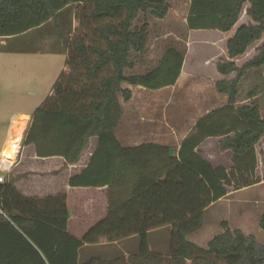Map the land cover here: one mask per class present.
I'll return each instance as SVG.
<instances>
[{
    "label": "trees",
    "instance_id": "16d2710c",
    "mask_svg": "<svg viewBox=\"0 0 264 264\" xmlns=\"http://www.w3.org/2000/svg\"><path fill=\"white\" fill-rule=\"evenodd\" d=\"M71 5L78 7L79 30L68 41V72L59 76L53 94L34 111L23 144L32 145L37 157L60 156L72 164L96 137L86 168L69 177L68 185L106 186L107 214L76 238L67 232L64 192L25 196L4 182L0 264H264V243L226 223L205 248L187 239L201 228L207 207L228 194L227 188L236 191L260 182L255 146L264 138V116L255 101L257 93L249 94V103L236 102L246 72L264 65V42L241 65L235 59L264 34V0H190L188 30L230 32L243 11L250 21L226 40L227 58L215 63L222 76L215 90L227 96V104L195 121L177 155L155 144L122 148L115 136L122 115L119 97L128 101L132 95L122 84L158 90L174 85L181 72L184 53L171 47L154 69L127 74L135 65L132 53L143 51L147 42L148 23L134 28L135 19L141 12L163 19L167 1L0 0V37L19 36L49 21L57 24ZM108 66L109 74L100 78ZM210 138L219 139L220 152H230L229 168L213 166L196 152ZM162 227L170 228L166 257L148 243L149 232ZM259 227L264 231V213ZM133 235L138 238L137 251L128 258L78 260L86 244Z\"/></svg>",
    "mask_w": 264,
    "mask_h": 264
},
{
    "label": "rangeland",
    "instance_id": "374dc122",
    "mask_svg": "<svg viewBox=\"0 0 264 264\" xmlns=\"http://www.w3.org/2000/svg\"><path fill=\"white\" fill-rule=\"evenodd\" d=\"M166 1L168 3V12L163 19H157L150 13L142 12L135 19L134 28H140L143 23H148L147 42L143 51L132 53L131 58L135 66L127 74H144L154 69L158 66L165 52L173 47L184 53V68L187 69L188 74H198L201 79L202 77L210 79L213 73V64L225 58L223 50H225L224 38L226 35L217 30H188L186 18L190 0ZM77 10L78 7L76 5L68 7V10L63 12L57 24L52 21L44 27V30L47 31L43 35H40L41 32L33 31L10 42L9 48L22 51L8 56V58L14 59L11 70V75L14 79L11 82L6 79L7 70L1 62L7 56L0 54V83L4 90V94L0 98V110H3V113H0V135L4 134L13 112H32L35 106H38L37 99L40 97V93L49 87V75L47 72L51 63L58 62L61 64V62L66 60L63 51L57 52L56 56L48 53L47 50L50 49L51 43L49 34H51V31L59 29L62 43L68 42L71 36L79 30V22L76 17ZM249 21L250 19L243 11L232 30ZM69 34L72 35L68 36ZM263 42L264 34L259 41L247 49L244 55L236 59L237 64L241 65L253 57L257 53L256 48ZM214 73H216L215 69ZM76 87L79 88V85H76ZM130 89L134 96V101L138 103V107L141 106L145 117L147 115L150 121L154 119V123L158 125L160 122L170 124L175 121L181 129H189L192 127V122L197 115L208 108L205 106L196 109L193 96L186 92L177 93V100H173L170 106H166L164 103L156 105L155 100L159 97V93L154 90L145 88ZM254 90L257 93L255 101L260 107L261 115L264 116V65L258 69H250L246 72L239 86L238 105L251 102L252 99H249V94ZM176 106H178L180 114L177 117H172L169 114V110ZM27 129L28 126H26L23 134L24 137ZM259 144L257 148L258 154L255 153L256 157L259 155L261 159L260 173L264 178V142ZM199 153L206 157L213 166H231L228 158L230 152H220L217 139H208L200 148ZM260 195H263L264 200V186L237 192L227 200L216 203L203 216L201 228L189 234L187 239L205 248L213 236L223 231L222 223H226L230 229L243 228L246 231V235H253L259 243L263 244L264 231L259 227V220L257 224V219L252 213L249 214L247 219L241 218L239 214V210L243 207V200L253 196L259 197ZM262 210H264V202ZM169 231V227L160 228L148 236L149 248L154 252L161 253L164 257H166L169 247Z\"/></svg>",
    "mask_w": 264,
    "mask_h": 264
},
{
    "label": "crops",
    "instance_id": "0c3cea01",
    "mask_svg": "<svg viewBox=\"0 0 264 264\" xmlns=\"http://www.w3.org/2000/svg\"><path fill=\"white\" fill-rule=\"evenodd\" d=\"M50 22L52 21H49L46 24L32 29L19 36L0 37V54L7 56L6 58L2 57L3 61L1 62L6 67V79L8 81L11 82L14 79V77H12L11 75L14 59L8 58V56H11L16 52H22L15 48H9L8 45L10 44V42H13L14 40H16V38L24 36L33 31L41 32L40 35H43L47 31L44 30V27ZM235 30H231L227 33H222L226 35V37L224 38V44ZM59 31V29H56L54 31H51V34H49L51 43L49 46L50 49H48L47 51L50 55L53 56H56L57 52L63 51L64 55L67 58L68 42L65 41L64 43H62L61 32ZM71 35L72 34H69L68 36ZM223 54L225 55V58H227L225 50H223ZM182 67L183 68H181V72L174 85L154 90L155 92L159 93V97L157 98V100H155L156 105L164 103V105L170 106L173 100H177V93L186 92L187 94L193 96L195 104L194 106H196V109L205 106L208 108H206L203 113H199L197 115V117L192 122L191 128L181 129L179 124L175 123V121L171 122L170 124H163L160 122L159 125L154 123V119H151L152 121H150V119L147 118V115L145 117L144 111L141 106L138 107V103L134 101L135 99L133 94L128 101H124L121 97H119V102L122 107V115L115 130V136L122 148H133L145 144H155L165 146L168 148V151L171 155H177L181 141L192 132L195 121L210 110L227 104V96L219 94L215 90V82L218 79L222 78V76L217 73V71L216 73H214L215 64H213V73L210 79H206L204 77H202L201 79L198 74H196L198 76L194 74L191 75L190 73L188 74L187 69L184 68V60ZM63 72H68L66 60L64 62H61V64L58 62L51 63V66L50 68H48L47 72L49 75V87L47 88V90H44L40 93V97L37 99L38 106L41 105L47 97L53 94V86ZM109 72L110 67H105L99 73V77H104L108 75ZM122 87L129 89L143 88L140 86H131L125 83L122 84ZM3 94V86L0 83V98L3 96ZM236 105H238V101L236 102ZM38 106H35L32 112H13V114H11L9 118V122L6 126L4 134L0 135V159H6V163L3 164L4 166L12 163L9 168L5 172H3L5 182L11 183L18 191H20L25 196L48 197L55 196L60 192H64L66 195V205L68 210L67 232L76 238H81L90 227H92L95 223L106 216L108 210L107 195L109 191L106 186L71 187L68 185V179L73 175L80 174L82 170L86 168L90 157L96 149L98 140L96 137L90 138L89 143L85 150L82 152L79 161L69 164L66 163L65 160L60 156H50L44 158L37 157L32 145L23 144V134L26 130L25 127L21 135L19 150L17 153H13L10 148L18 138L17 136L19 134V128L21 123H23L22 121H24L23 119L25 117L28 118L26 126H28L29 128L32 121V115ZM0 113H3V110H0ZM169 114L172 117H177L180 114V112L178 111V106L171 108L169 110ZM214 139H217V142H219L218 138ZM207 140H205L196 148V152L199 153L200 148ZM262 142H264V138L259 141V143ZM259 143L255 146V152L257 154V148L260 145ZM204 158L207 160L206 157ZM228 158L230 159V153L228 155ZM260 160L261 159L258 155L257 175L260 178V182L236 191H232L231 188H227L228 194L224 198H221L220 200L207 207L204 215L210 208L215 206L216 203L227 200L230 196L235 195V193L237 192H244L257 188L259 186H264V178L260 173ZM223 167L229 168L230 166ZM243 202V207H241V209L239 210L240 217L243 219H247L249 214L252 213V215H255L258 224L260 215L264 213V210L261 211L262 204L264 202L263 195H260L259 197L253 196L251 198L243 200ZM158 229L150 231L149 234L157 231ZM239 229L244 233L246 232L243 228ZM137 246L138 238L135 235L115 241H108L105 238H100L96 243L86 244L82 246L78 251V260L80 262H83L92 257L100 259H110L116 256H124L125 258H128L131 254H134L137 251Z\"/></svg>",
    "mask_w": 264,
    "mask_h": 264
},
{
    "label": "bare ground",
    "instance_id": "6f19581e",
    "mask_svg": "<svg viewBox=\"0 0 264 264\" xmlns=\"http://www.w3.org/2000/svg\"><path fill=\"white\" fill-rule=\"evenodd\" d=\"M24 121H22L23 123H21L20 125V128H19V134H18V138L15 140L16 142L13 144V146L10 148V150L13 152V153H17L18 150H19V143H20V140H21V135H22V132L24 131L25 127H26V123H27V117H25L23 119ZM7 158V157H5ZM3 161V164L6 163V159H2Z\"/></svg>",
    "mask_w": 264,
    "mask_h": 264
},
{
    "label": "built area",
    "instance_id": "2783aa9c",
    "mask_svg": "<svg viewBox=\"0 0 264 264\" xmlns=\"http://www.w3.org/2000/svg\"><path fill=\"white\" fill-rule=\"evenodd\" d=\"M12 164V163H11ZM11 164H9V165H3V161H2V158L0 159V184H2V183H4L5 182V177H4V175H3V172H5L8 168H9V166L11 165ZM0 215H3V216H5V213H4V211L0 208Z\"/></svg>",
    "mask_w": 264,
    "mask_h": 264
},
{
    "label": "water",
    "instance_id": "95a60500",
    "mask_svg": "<svg viewBox=\"0 0 264 264\" xmlns=\"http://www.w3.org/2000/svg\"><path fill=\"white\" fill-rule=\"evenodd\" d=\"M25 115V114H24ZM29 116V115H28ZM29 119H30V117H29Z\"/></svg>",
    "mask_w": 264,
    "mask_h": 264
}]
</instances>
